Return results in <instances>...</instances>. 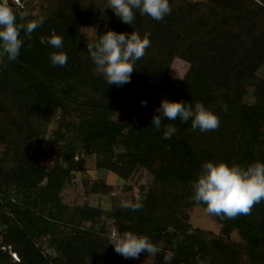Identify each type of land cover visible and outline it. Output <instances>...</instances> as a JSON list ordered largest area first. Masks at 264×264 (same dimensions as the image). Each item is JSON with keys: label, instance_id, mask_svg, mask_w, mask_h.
<instances>
[{"label": "trees", "instance_id": "obj_1", "mask_svg": "<svg viewBox=\"0 0 264 264\" xmlns=\"http://www.w3.org/2000/svg\"><path fill=\"white\" fill-rule=\"evenodd\" d=\"M217 1H222L223 11L232 10L219 21L214 19L219 13L217 10L211 13L213 18H209L200 14V9L192 13L183 4H175L176 0H169L171 12L163 20L156 21L147 15L143 19L136 17L131 25L123 23L108 6H100L90 15L82 0H56L52 12L32 35L40 37L51 54L63 51L68 58L66 66L53 65L50 58L41 71L22 56L10 61L23 75L38 78L45 92L37 91V86L32 91L30 85L25 86L0 65V110L3 111L0 117V144L3 146L0 154V225L3 228L0 264H118L114 245L103 233V226L96 230L82 225L83 221L96 224L100 219L103 222L111 219L120 233L132 231L146 235L152 242L163 241L167 251L175 253L170 264H198V260L208 256L210 264H231L221 261L217 253L211 254L210 246L202 238L186 234L182 221L175 217L171 207V198L180 196L184 186L199 175L189 134L175 133L170 139H164L163 121L161 128L156 129L151 118L145 124L128 125L95 116V120H87L80 146L71 139L65 145L67 165L63 166L59 158L52 157V148L37 143L42 130L35 117L41 105L53 104L56 96L70 99L66 90L68 83L84 80L94 87L101 86L99 79L103 76L94 75L95 64L87 43L80 38L82 22L91 17L98 22L96 37L91 42H97L107 30L129 35L136 30L141 36L149 33L151 47L156 49L154 56H143L135 62L130 83L112 85L137 91L150 104L142 107L150 113H156L165 96L193 107L197 101L202 102L220 119L232 123L230 139L215 162L225 161L229 165L235 162L245 168L257 161L264 162V86L260 104L241 102L246 74L253 73L257 60L264 57V6H259L261 18H258L250 8L254 2L213 0ZM16 14L17 23L35 20L30 13ZM53 33L63 38V49L48 43ZM20 35L26 39L23 31ZM176 56L206 71L200 87L167 74L168 65ZM99 103L87 104L93 108L112 105ZM174 121L191 126V120L184 122L177 118ZM55 133L56 138L63 137L59 130ZM117 145L122 147L119 152L115 150ZM79 148L96 156L97 168L121 178H127L138 167L149 171L155 194L133 199V203L139 200L143 205L135 211L120 204L103 210L84 203L76 207L73 214L67 212L62 208L60 192L69 173L83 168V160L74 159ZM48 158H53L51 167L42 162ZM177 185H183L179 193L174 190ZM232 220L248 244L264 245V200L255 204L250 214L238 215ZM41 243L50 251L43 250ZM8 249L17 255V261L12 259ZM153 264H165L163 254L158 255Z\"/></svg>", "mask_w": 264, "mask_h": 264}, {"label": "rangeland", "instance_id": "obj_2", "mask_svg": "<svg viewBox=\"0 0 264 264\" xmlns=\"http://www.w3.org/2000/svg\"><path fill=\"white\" fill-rule=\"evenodd\" d=\"M246 4L251 2L250 6L252 12L261 18L259 6H264V0H243ZM56 0H40L36 6L34 13L31 15L35 20L41 22L45 16L52 12ZM60 2V0H59ZM183 4V6L192 13L200 9L205 17L213 18L211 14L214 10L219 11L214 16L215 20H221L223 15H228L232 11L230 8L225 11L222 10L223 3L220 1L213 2V0H176L175 4ZM82 5L86 8L88 14H94L100 6H108V0H82ZM111 8V7H110ZM46 9V10H45ZM112 9V8H111ZM114 10V9H113ZM115 11V10H114ZM195 16V14H193ZM147 15L137 16L143 19ZM98 22L95 18H89L88 21L82 22L80 30V38L83 42H91L96 37ZM262 28V26H259ZM259 31L255 33L258 34ZM88 33L91 37L87 41ZM24 43L20 50V55L27 59L29 64L34 65L36 69L43 70L45 63L51 58V50L45 46L40 37L32 35L31 40L23 39ZM248 40V39H247ZM31 44V47H29ZM152 44L146 49L144 56H154L156 49ZM3 67L16 80L20 81L25 86H31L32 91L34 86H37V91L45 92L44 85L38 78L32 74H22V70L15 68L12 63L3 58ZM94 75L98 73L96 66L93 69ZM167 74L181 82H184L193 87H200L206 76V71L195 66L179 57H173L167 69ZM183 79H181V78ZM100 85L94 87L87 81L76 80L66 85V90L70 95V99H61L56 96L53 104L41 105V110L36 112L35 117L41 125V136L37 143L44 148H52V157L59 158L63 166L67 165L65 158V145L71 139L75 145L80 146L84 130L86 128L87 120H95V116L107 117L116 121L123 122L128 125L145 124L149 118H153L156 113H150L142 107L143 98L139 96L137 91L122 89L115 85H109L105 77L99 79ZM264 86V57H261L256 62V67L253 73L246 74L242 83L243 103L260 104L263 97L261 88ZM35 90V91H36ZM33 97L37 98L35 94ZM89 102H100L112 104L111 106H100L93 108ZM150 105L147 102L148 106ZM3 116V111L0 110V117ZM172 124L176 128L177 134H189V141L195 151L198 161L199 175L202 172V166L208 161H216L223 145L229 141V133L232 134V123L228 119H220L218 129L208 132H200L199 129L193 131L188 125L184 126L175 121L163 120V125L166 127ZM62 132V138H56V131ZM3 146L0 144V154ZM116 152L122 150L121 145L115 146ZM53 158H48L42 161L47 166L53 165ZM75 160H83V168L79 171H71L65 178L63 187L60 192V200L62 208L67 212L73 214L76 207L82 206L84 203L100 207L103 210H111L115 204H120L122 201H131L133 199H144L148 195L155 194V187L153 188L151 180L152 175L149 171L142 168H136L127 178H121L117 174L106 170L99 169L95 166L96 156L94 154H87L82 148L77 149L74 156ZM184 186L180 196L174 195L171 198V207L176 218L182 221L186 234H190L202 238L211 248V254L217 253L220 260H225L231 264H264V245H250L240 235L235 222L227 217L209 214L206 207L196 202L194 197L193 183ZM183 186V185H182ZM182 186L177 185L174 190L178 193L182 190ZM98 189V190H96ZM82 225L86 227H93L100 230L103 226V233L109 237L115 231L118 232L111 219H100L98 223H92L90 220L83 221ZM171 229V228H169ZM3 231L0 225V241L1 232ZM120 233V232H118ZM124 232L120 233L123 234ZM154 244L165 246L163 241L153 242ZM42 249L49 252L45 243H41ZM9 253L13 260L17 261V255L10 249ZM163 254V253H160ZM160 254H157L160 255ZM149 253H141L139 259H125L123 256L115 252V258L118 264H153L156 257H149ZM210 257L204 260H198V264H210Z\"/></svg>", "mask_w": 264, "mask_h": 264}, {"label": "clouds", "instance_id": "obj_3", "mask_svg": "<svg viewBox=\"0 0 264 264\" xmlns=\"http://www.w3.org/2000/svg\"><path fill=\"white\" fill-rule=\"evenodd\" d=\"M15 3L19 4V0H15ZM108 5L115 10V14L123 23L131 25H134L137 12L156 21L163 20L171 12L169 0H108ZM26 15L25 13L24 16ZM24 16L21 17L22 20ZM39 26L40 22L36 20L17 23V14L9 0H0V65H3L4 57L9 61H15L19 57L24 43L21 31L26 39L31 40L32 33ZM85 34L89 41L90 35ZM48 43L56 49H63V38L55 33ZM150 44L149 33L141 36L136 30L130 35L107 30L97 42H87V49L97 72L105 77L106 82L109 85L122 86L131 82L135 62L145 55ZM67 59L63 51L54 52L51 56L53 65L58 66H66ZM141 103L142 106L147 105L146 100ZM165 118L169 121L177 118L184 122L191 120V129H199L200 132L216 130L220 125L217 113L202 102L197 101L193 107L184 101L170 100L167 96L162 98L151 124L160 129ZM175 132V126L168 124L164 129L163 138L170 139ZM192 187L193 199L204 203L209 214L229 219L248 215L255 204L264 200V162L257 161L245 168L235 162L229 165L225 161L210 160L202 166V172ZM142 206L139 200L135 203L121 202V207L131 208L133 211ZM109 241L114 245V251L125 259H139L143 252L149 253V257L163 253L165 264H170L175 258V253L165 251L163 244H154L146 235L132 231L123 234L114 231Z\"/></svg>", "mask_w": 264, "mask_h": 264}, {"label": "built area", "instance_id": "obj_4", "mask_svg": "<svg viewBox=\"0 0 264 264\" xmlns=\"http://www.w3.org/2000/svg\"><path fill=\"white\" fill-rule=\"evenodd\" d=\"M9 3L14 8L15 12H19L20 14H33L36 6L40 3V0H19V4H16L15 0H9Z\"/></svg>", "mask_w": 264, "mask_h": 264}]
</instances>
